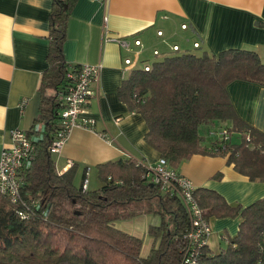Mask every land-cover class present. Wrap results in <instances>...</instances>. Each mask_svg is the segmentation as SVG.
I'll list each match as a JSON object with an SVG mask.
<instances>
[{"label":"trees","instance_id":"trees-1","mask_svg":"<svg viewBox=\"0 0 264 264\" xmlns=\"http://www.w3.org/2000/svg\"><path fill=\"white\" fill-rule=\"evenodd\" d=\"M75 1L52 0L35 121L43 130L26 132L33 151L20 169L18 201L0 193V264H179L188 226L185 209L177 195L149 181L145 164L134 158L99 164L100 186L83 190L82 182L76 184L80 165L58 173L47 150L60 128L61 96L72 81L67 73L78 67L70 68L63 54ZM236 80L264 86V61L255 51L176 52L154 60L148 71L132 69L117 95L145 119V141L170 167L195 154L219 155L249 180L264 182V133L236 113L228 93ZM218 128L226 129L228 139L209 136ZM86 172L85 167L83 179ZM194 196L207 219H240L237 233L218 251L201 247L196 264H264V198L241 207L211 189L195 188ZM138 204L159 217L148 227L153 241L145 257L142 239L114 226L140 213Z\"/></svg>","mask_w":264,"mask_h":264},{"label":"crops","instance_id":"crops-1","mask_svg":"<svg viewBox=\"0 0 264 264\" xmlns=\"http://www.w3.org/2000/svg\"><path fill=\"white\" fill-rule=\"evenodd\" d=\"M51 8L52 0H0V153L10 146L12 129L43 130L35 121L47 67ZM105 36L127 39L132 51L105 41ZM134 39L141 45L134 46ZM174 45L179 49L174 51ZM228 48L255 51L264 61V0H76L67 19L63 54L70 68L100 66L91 85L94 94L85 105L94 129L75 127L69 132L61 150L52 153L58 173L76 163L81 167L76 176V184H80L86 167L88 188L95 189L101 184L96 170L99 164L134 158L151 166L160 157L145 141V119L118 98L119 86L134 69L124 64V58L136 59L139 68L151 64L146 60L153 56L163 58L173 52L217 56ZM228 93L238 116L264 133V86L236 80L229 84ZM176 170L196 189L214 190L233 205L246 207L264 198V182L249 180L226 157L195 154ZM217 173L219 179L213 177ZM91 175L98 181L93 186ZM137 206L141 212L126 218H136L135 225L128 226L126 221L116 227L140 237L143 246L144 234L150 225L159 223V217ZM239 222V217L210 219L209 248L218 251L227 236L237 233ZM152 241L151 237L147 252L141 248L142 257Z\"/></svg>","mask_w":264,"mask_h":264},{"label":"built area","instance_id":"built-area-1","mask_svg":"<svg viewBox=\"0 0 264 264\" xmlns=\"http://www.w3.org/2000/svg\"><path fill=\"white\" fill-rule=\"evenodd\" d=\"M105 2L107 0H98ZM181 27H185L182 25ZM161 35V31L157 32ZM105 41H114L122 49L132 51L131 43L125 38L105 36ZM134 46H140L139 39L133 40ZM198 46V43H194ZM174 51L178 46H172ZM158 54L157 50L153 51ZM126 66L134 69L136 59L126 57L123 60ZM151 64H143L139 68L148 71ZM100 71L99 65L83 64L67 73L71 78V85L61 96L62 110L60 113L61 124L55 138L51 141L47 150L50 153H57L64 145L69 132L75 127L94 129V120L85 115V105L89 97L94 94L91 87L97 79ZM25 101L21 102V105ZM10 146L3 148L0 153V193L7 196L11 202H17L21 186L20 169L32 156V142L26 131L15 128L10 131ZM209 136H215L224 140L228 139L226 129L218 128L209 130ZM147 177L152 184L157 185L161 191L175 194L181 200L185 209L188 226L183 233L184 247L179 264H196L201 247L208 244L212 233L210 220L204 216L202 208L198 205L194 196L195 187L191 180L176 169L170 167L163 157H159L155 164L147 166ZM82 189L86 190L88 184L87 176L82 181Z\"/></svg>","mask_w":264,"mask_h":264},{"label":"rangeland","instance_id":"rangeland-1","mask_svg":"<svg viewBox=\"0 0 264 264\" xmlns=\"http://www.w3.org/2000/svg\"><path fill=\"white\" fill-rule=\"evenodd\" d=\"M173 53H176V52H173ZM198 53H200V51L197 52V54ZM160 58H161L160 56H153V57L149 58L146 61H147V63H151L152 64L154 60H158ZM233 141L234 142H238L239 141V138H237L236 134L233 135ZM91 177H92V175H91ZM97 182L98 181L95 178H93V177L91 178V186H93L94 184H97ZM87 186H88V184H87ZM138 205L139 206H144V204H138ZM126 221H128V226H131V225H135V223L137 222V219L136 218H132V219H127V220L126 219L118 220V221L115 222V226H119V224H123L124 225V223H127ZM143 222H144V220L141 221L142 225H143ZM150 241H151V237L147 233H145L144 234L143 246H142L143 253L147 252ZM222 246L223 245H221V247Z\"/></svg>","mask_w":264,"mask_h":264},{"label":"bare ground","instance_id":"bare-ground-1","mask_svg":"<svg viewBox=\"0 0 264 264\" xmlns=\"http://www.w3.org/2000/svg\"><path fill=\"white\" fill-rule=\"evenodd\" d=\"M98 1V0H97ZM185 25V24H184ZM179 48V47H178Z\"/></svg>","mask_w":264,"mask_h":264}]
</instances>
